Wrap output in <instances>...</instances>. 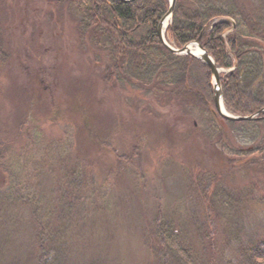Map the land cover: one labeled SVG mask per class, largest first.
Instances as JSON below:
<instances>
[{
  "label": "rangeland",
  "instance_id": "rangeland-1",
  "mask_svg": "<svg viewBox=\"0 0 264 264\" xmlns=\"http://www.w3.org/2000/svg\"><path fill=\"white\" fill-rule=\"evenodd\" d=\"M77 1L0 0V191L12 181L16 193L8 205L0 194L16 218L1 223L0 264H37L40 224L21 223L33 204L51 213L44 232L62 264H161L160 211L169 264H244L264 241L260 151L249 156L215 107L107 82Z\"/></svg>",
  "mask_w": 264,
  "mask_h": 264
},
{
  "label": "trees",
  "instance_id": "trees-1",
  "mask_svg": "<svg viewBox=\"0 0 264 264\" xmlns=\"http://www.w3.org/2000/svg\"><path fill=\"white\" fill-rule=\"evenodd\" d=\"M78 6L82 39L93 49L96 63L109 62L104 71L107 82L131 81L150 87L152 92L182 98L191 107H214L210 69L194 57L171 53L159 38V23L170 8L168 0H78ZM231 26L233 36L226 47L223 35ZM167 40L176 49L199 42L218 68L231 70L221 77V86L224 105L233 115L248 117L264 109V0H176ZM225 122L253 147L249 156L255 150L260 151L262 158H252L251 164L264 162V119ZM256 140L258 143L254 144ZM2 161L3 158L0 165ZM13 186L11 181L7 191H0L4 193L5 205L15 197ZM210 186L204 185L206 197ZM20 198L21 204L26 203L24 196ZM36 206H31L33 210L24 214L21 223L40 224L36 226L37 264H62L63 252L52 244V235L44 232L45 215L51 213ZM1 211L0 227L4 221L16 220L8 210ZM157 215L154 236L163 248L162 256L166 257L161 264H169L174 253L171 246V242L175 243L174 234L161 211ZM68 219L67 222H74V213ZM242 252L250 254L244 264H264V241Z\"/></svg>",
  "mask_w": 264,
  "mask_h": 264
},
{
  "label": "water",
  "instance_id": "water-1",
  "mask_svg": "<svg viewBox=\"0 0 264 264\" xmlns=\"http://www.w3.org/2000/svg\"><path fill=\"white\" fill-rule=\"evenodd\" d=\"M118 1H132V0H118ZM171 6L166 14V16L161 20L158 26V35L159 38L164 45V47L170 51L171 53H174L176 55H187V56H194L200 61H202L211 71V74L214 78V105H215V111L213 113L222 119L229 121V122H249V121H256L260 119V115L264 113V109L258 112L257 114L250 116V117H241V116H234L227 112V110L224 107L223 103V94H222V87H221V81H220V73L219 69L216 66L214 60L212 57L208 54V52L205 50L203 45H200L198 42L194 45L198 48L200 51V54L197 56L194 55L190 47H185L183 49L176 50L172 48L165 39V27L166 23L171 19L174 6L176 3V0H170Z\"/></svg>",
  "mask_w": 264,
  "mask_h": 264
},
{
  "label": "bare ground",
  "instance_id": "bare-ground-1",
  "mask_svg": "<svg viewBox=\"0 0 264 264\" xmlns=\"http://www.w3.org/2000/svg\"><path fill=\"white\" fill-rule=\"evenodd\" d=\"M166 25H167V23H166ZM194 52H195V49H192ZM196 52H198L197 50H196ZM213 102H214V96H213ZM215 107V106H214Z\"/></svg>",
  "mask_w": 264,
  "mask_h": 264
}]
</instances>
